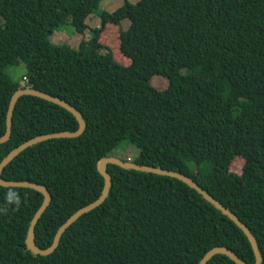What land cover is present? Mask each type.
Segmentation results:
<instances>
[{"label":"trees","instance_id":"16d2710c","mask_svg":"<svg viewBox=\"0 0 264 264\" xmlns=\"http://www.w3.org/2000/svg\"><path fill=\"white\" fill-rule=\"evenodd\" d=\"M100 1L0 0V137L11 95L26 86L68 102L86 124L78 137L26 148L1 173L51 194L36 245L50 246L58 227L100 195L97 163L127 141L139 150L133 162L178 171L235 213L264 264V0H124L112 12L98 10ZM95 12L99 25L77 47L50 41L67 23L84 33ZM124 19L118 47L127 65L100 42ZM20 64L25 72L13 78L7 69ZM152 77L166 88L153 87ZM77 128L64 108L24 95L0 161L28 139ZM237 156L239 174L230 171ZM107 170V198L44 256L25 245L42 194L0 186V264H196L216 246L254 263L244 233L183 182L113 164ZM206 264L236 263L218 254Z\"/></svg>","mask_w":264,"mask_h":264},{"label":"water","instance_id":"95a60500","mask_svg":"<svg viewBox=\"0 0 264 264\" xmlns=\"http://www.w3.org/2000/svg\"><path fill=\"white\" fill-rule=\"evenodd\" d=\"M24 95L35 96V97L41 98L43 100H46L48 102H51L53 104H56L64 108L65 110L70 112L75 117L78 123V128L75 131H61V132L42 134V135L35 136L31 139H28L22 142L21 144H19L18 146H16L14 149H12L0 161V186L30 188V189H33L41 193L43 196L42 202L39 208L34 213L33 217L31 218L28 229H27L25 245L28 251H30L34 255H41V256L52 253L57 248L62 234L69 226H71V224H73L79 217L94 210L95 208L99 207L104 202V200L107 198L109 194V190L112 185V178L107 170V165L113 164V165H117L124 169L136 170L140 172L152 173L156 175L175 178L183 182L184 184H186L193 190H195L206 201H208L213 207L219 210L223 215L227 216L244 233L254 253L255 259H254V263L252 264H261L262 257H261L258 245L256 243V240L254 236L252 235L251 231L249 230V228L236 216L235 213H233L230 209L223 206L213 196H211L209 193L203 190L190 177L184 174H181L178 171L167 170V169H163L158 166L155 167V166L139 165L133 161L121 160L120 158L112 157V156L103 157L97 163V170L103 178V188H102L100 195L93 202L75 211L72 215H70L65 220L64 223H62L58 227L50 246L44 249L39 248L34 241V229H35V225L38 219L41 217V215L46 210V208L48 207L51 201L50 192L45 186L39 185L36 183H32L28 181L5 180L1 177V173L3 169L5 168V166L9 164L17 155H19L26 148L32 145H35L39 142L50 140V139L78 137L84 132L86 124L81 114L77 111V109H75L68 102L60 99L59 97H55L43 91L36 90L31 86H26L24 88H20L16 90L10 97V100L7 106L6 116H5V132L0 137V144L6 142L10 137L11 128H12V116H13V112L15 109V105L18 99ZM218 254L227 256L229 259H231L236 264H248L244 262L243 260H241L234 252H232L230 249H228L225 246H216V247L211 248L202 256V258L196 264H206L213 256L218 255Z\"/></svg>","mask_w":264,"mask_h":264},{"label":"rangeland","instance_id":"374dc122","mask_svg":"<svg viewBox=\"0 0 264 264\" xmlns=\"http://www.w3.org/2000/svg\"><path fill=\"white\" fill-rule=\"evenodd\" d=\"M123 1L124 0H101L98 6V10L112 12L113 10L118 8L123 3ZM128 1L131 3H135L137 0ZM99 21L100 19L96 12L89 13L85 19V23L87 24L88 28L85 30L84 33L81 34L76 32L73 27L67 23L66 25L55 30L49 39L50 41H52V43L57 45L67 44L71 47H77L81 39L90 38L91 31L89 29L97 27L99 25ZM120 25V27L117 29L106 27L100 35V42L104 46L111 49V51L113 52V57L118 63L122 65H127V59L123 57L119 51L118 34L120 30L126 29L128 27L129 21L127 19H124L121 21ZM7 71L13 78H18L25 72V69L23 64H20L17 67H9ZM21 84H23V81L21 82ZM151 85L158 90H163L166 88V83L164 79L160 77L153 78L151 81ZM138 152L139 150L135 146L131 145L130 143H127V141H122L117 146V148L113 150L110 156L120 158L121 160H128L130 158V161H133V159H135L138 155ZM242 165L243 160L237 156L232 160L230 164V171L239 174Z\"/></svg>","mask_w":264,"mask_h":264},{"label":"built area","instance_id":"2783aa9c","mask_svg":"<svg viewBox=\"0 0 264 264\" xmlns=\"http://www.w3.org/2000/svg\"><path fill=\"white\" fill-rule=\"evenodd\" d=\"M128 160H130V158Z\"/></svg>","mask_w":264,"mask_h":264},{"label":"clouds","instance_id":"9594fccd","mask_svg":"<svg viewBox=\"0 0 264 264\" xmlns=\"http://www.w3.org/2000/svg\"><path fill=\"white\" fill-rule=\"evenodd\" d=\"M130 161V160H129Z\"/></svg>","mask_w":264,"mask_h":264}]
</instances>
